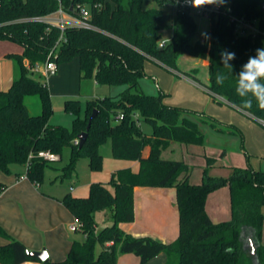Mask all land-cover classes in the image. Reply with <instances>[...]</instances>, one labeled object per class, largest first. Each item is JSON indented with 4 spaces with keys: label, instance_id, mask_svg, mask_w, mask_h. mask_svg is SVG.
I'll use <instances>...</instances> for the list:
<instances>
[{
    "label": "trees",
    "instance_id": "obj_1",
    "mask_svg": "<svg viewBox=\"0 0 264 264\" xmlns=\"http://www.w3.org/2000/svg\"><path fill=\"white\" fill-rule=\"evenodd\" d=\"M164 6L163 0H154ZM65 11L70 6L87 4L90 23L96 30L65 27L30 21L29 18L54 12L56 0H0V41L9 40L21 46L19 54L6 57L15 64L11 86L0 91V172L9 175L12 166H24L26 178L40 184L51 164L37 157L48 151L61 159L68 150V162L58 169V178L68 179L75 172L78 159L85 158L91 172L102 168L100 146L110 143L115 160L137 161L139 169L115 171L107 184L92 183L84 198L66 194L60 202L74 219L82 224L83 240H73L65 259L44 264H116L123 254H134L140 264L164 253V264H264V172L246 167H234L227 178L209 175L214 159L206 157L199 184L189 182V167L179 160H165L161 152L170 142L203 145L205 132L241 137L232 125H223L202 112L163 104L165 94L147 95L140 87L145 77L144 63L152 60L168 72L181 73L178 58L189 55L207 61L208 83L203 85L218 105L224 103L254 119L264 121V109L253 101L251 108L242 107L235 94L237 75L255 50L264 48V0H224L225 10L209 17L210 25L202 40L195 38L196 24L187 13H175L168 24H161V11L143 8L142 0H60ZM94 4H100L94 7ZM234 19L256 24L258 32L241 35ZM171 31L169 41L158 45L161 32ZM56 45L53 58L60 62L78 59L80 89L85 81L97 86L121 87L114 96L67 99L63 110L72 117L69 128L49 123L53 109L45 81L34 79L30 70L45 62ZM235 53L230 61L232 71L223 67L221 52ZM26 62V64L24 63ZM227 79L217 85L216 74ZM182 74V73H181ZM201 84L196 71L185 73ZM202 85V84H201ZM39 98L41 112L30 115L24 104L26 96ZM96 116L86 130L93 111ZM122 118L115 121V116ZM139 123L148 125L146 135ZM82 147L74 144L85 132ZM149 149L147 156L142 152ZM246 158L247 154L245 153ZM30 156V158H29ZM184 175L183 179L180 177ZM112 188V192L107 189ZM226 186L229 191L230 220L213 223L205 210L208 196ZM0 184V193L4 189ZM134 187L174 188L178 212V236L171 243L150 237H134L119 227L133 220L132 191ZM107 211L111 223L97 228L95 213ZM0 237L7 244L0 246V264H22L40 261L28 254V249L0 226ZM251 240V244L249 242ZM253 250V251H251Z\"/></svg>",
    "mask_w": 264,
    "mask_h": 264
},
{
    "label": "crops",
    "instance_id": "obj_2",
    "mask_svg": "<svg viewBox=\"0 0 264 264\" xmlns=\"http://www.w3.org/2000/svg\"><path fill=\"white\" fill-rule=\"evenodd\" d=\"M174 12L175 9L173 8V15ZM163 34H169V37H162ZM161 35V39L168 42L171 37V31L164 30L161 32ZM9 54L13 53H5L3 54V58L0 57V91L7 90L11 86L15 77V64L11 59L6 57ZM24 63L26 64V62ZM144 73L145 77L140 79V87L143 92L147 95H156L158 90L162 91L165 94L162 102L167 106L202 112L199 111L201 109H197V107L199 106L202 108V106L207 103V97L215 103L212 96L204 88L203 84H198L196 81L181 73L168 72L152 60H147L144 63ZM171 76H174L177 81L174 82ZM91 83L93 87L97 86L93 80ZM79 84L78 73L77 95L79 97H83L84 101L85 99L91 97L98 98L90 94L85 87L83 88L82 93V88L80 89ZM119 91L120 90L117 89L114 95H116ZM172 99L176 100L173 101ZM224 105L226 107L228 106L231 111L238 112L243 116L254 119L248 114L227 105V103L219 106L224 107ZM33 112V115L40 114L41 106H37ZM52 119L53 118L51 117L49 121L50 124L60 125L52 123ZM217 121L220 122L219 120ZM230 122L231 121H227L226 124L220 123L223 125H230ZM261 122L264 121L261 120ZM139 125L143 133L146 135L151 134V129L148 125L144 123H139ZM205 134L206 137L203 145H188L170 142L168 147L161 152V158L165 160H179L184 162L189 167V182L192 174L190 164H192L191 162L193 161V158L200 157V155L197 154L199 152L198 147L203 146L204 148H207L208 146H212L217 148L219 157H222L225 154L224 150L221 145L215 144L214 142H221L225 139L232 140L237 137L216 134L210 130H206ZM250 141L254 143L252 145H247V140L245 142V139L243 138V147L245 146V148L242 152L243 154H245V152L247 153V163L251 168L264 172V133L259 132L256 134V141H253L252 137L250 138ZM220 151L223 152L219 153ZM148 153L149 149L146 147L143 150L142 155L145 157ZM206 157L213 158L207 156L204 151L203 161ZM241 157L243 159H238L236 163L237 167H244L245 165L243 161L244 157ZM191 159L192 161L190 162ZM105 161V170L103 173L98 174V172L90 171L88 178H85L84 180L79 179L78 171L76 170L70 178L61 180L58 178V168L56 169L54 176L48 179V184L44 187H42V183L35 184L24 177V166H12V173L9 175L0 172V184L5 186L0 193V226L11 237L21 242L29 251L40 252L44 249L47 254V259L51 262L63 261L70 248L71 242L73 240L81 241L84 237L79 231H73L70 229V226L77 221L62 205L60 200L66 194H70L71 196L78 198L86 197L89 192V186L92 183L107 184L111 175L119 169L128 168L132 172H137L139 169V163L137 161L113 159L111 157V150L109 156L107 154ZM216 162L217 161L215 160L214 164L208 169L209 175H211V169L212 167H215ZM50 164L52 166L50 169H55L54 165L56 162ZM205 167L206 161L205 165L203 164L201 166V173ZM211 176L217 177V175L213 174ZM183 178L184 175L180 177V179ZM57 181H59L60 184L64 181H69L72 184L74 183L75 186L69 185L68 189L64 191L55 187ZM193 183H195V181L192 182V184ZM107 189L110 192L113 191L109 186H107ZM217 198L218 196L214 197L212 194H210L207 198L205 210L210 219L212 213L211 205L216 202ZM132 207L133 220L130 223H120L119 227L122 231L134 237L147 236L163 243H171L177 238L178 212L175 206L174 188L134 187L132 191ZM95 221L98 229L101 228L100 224H103V226L108 225L106 224L108 217L105 214L99 216L95 213ZM6 244L7 241L0 237V246H4ZM165 261V254L160 253L144 264H164ZM22 264L44 263L43 261H27ZM116 264L140 263L138 257L134 254H123L118 256Z\"/></svg>",
    "mask_w": 264,
    "mask_h": 264
},
{
    "label": "rangeland",
    "instance_id": "obj_3",
    "mask_svg": "<svg viewBox=\"0 0 264 264\" xmlns=\"http://www.w3.org/2000/svg\"><path fill=\"white\" fill-rule=\"evenodd\" d=\"M219 5L224 7L225 6L224 0L223 3ZM142 6L143 8H147V9L160 10L161 16L159 17L158 20L161 24H168L173 16L172 13L174 7L170 4H165L164 6H160L154 0H142ZM194 22L196 24L195 38L198 40H202L204 35L207 33L209 29V25H210L209 18L201 17V16L195 17ZM162 37L168 38L169 34H165V35L163 34ZM21 51H22L21 46L12 41L9 40L0 41L1 58H3V54L5 53L19 54L21 53ZM177 66L183 75H185V73H190L195 70L199 82L203 85H206L208 83L207 61L198 60L189 55H182L178 58ZM40 67H41L40 64L35 65L32 68L33 70H30V75L32 78L39 79L40 81H45L47 84L48 92L51 98V105L53 109L52 123L60 124L69 128L71 125V117L68 114H66L63 110L64 101L67 99H78L80 100L81 104L84 103V98L79 97L77 95L78 94V89H77L78 59L74 57L68 61L60 62L57 66L56 74L47 77L41 75L39 70ZM171 78L174 82L177 81L174 76H171ZM82 87L83 88L85 87V89L88 90L90 94L98 98H102L104 96H112L116 93L117 89L121 90V87H106V86L93 87L91 81H85ZM172 100L175 101L176 99H172ZM206 100L207 103H205L202 106V108L198 106L197 109H201L199 111H202V113H204L207 116L219 120L221 123L226 124L227 121H231L230 125H234V127H236L240 131L242 138L237 136L232 140L225 139L222 140L221 142L215 141L214 143L221 145L222 149L225 152L224 156L222 157H219L217 148H214L212 146H208L207 148H204L203 146L198 147L199 152L197 154L200 155V157L193 158V161L192 159L190 160V162L192 161L191 162L192 164H190V167L192 169L190 182L192 183L195 181V183L193 184H197V183L199 184L201 181L200 179L202 177L201 166L203 164L205 165V160L203 161L204 151L206 152L207 156L213 157L217 161L215 163V167L214 168L212 167L210 174L217 175V177L221 176L222 178H227L231 174L232 168L236 166L238 159L242 158L241 156L244 157L243 160L245 163L244 167H246L248 164L246 155L243 154L242 152L243 149L245 148V146L243 147V138L245 139V142L247 140V145L249 144L252 145L254 142H251L250 138L252 137V140L256 141V134H258L259 132L264 133V122H261V120L257 121L255 119H250L246 116L241 115L238 112L231 111L228 106L227 107L225 105L224 107L219 106L218 104L213 103L208 97ZM220 100L223 103H226L224 100L222 99ZM24 103L27 106L28 111L31 115H33L34 109L37 108V106H40L39 98L36 95L26 96ZM99 151L103 157L102 168L98 172V174H101L105 170L104 167H105V162H106L105 159L107 157V154L109 156L110 153L109 141L104 143L102 146H100ZM221 152L223 151H220L219 153ZM68 157H69L68 150L65 149L63 151L60 161H57L56 164L54 165L55 169L49 168L45 170L44 179L41 182L42 187L48 184L47 183L48 179L54 176L56 169L62 167L68 162ZM244 167H240V168H244ZM75 170L78 171L79 179L84 180L85 178H88L90 174V170L88 168L87 160L85 158L78 159V161L76 162ZM69 185H74V183L72 184L69 181H64L62 184H60V182L57 181L55 187L66 191ZM211 194L214 197L218 196L216 202L212 203L211 205V209H212L211 221L213 223H220L230 220L229 191L227 187L226 186L220 187L218 190L212 192ZM96 214H98L99 216L105 214L108 217V221L106 224L109 225L111 223L107 211L98 212ZM100 226L103 227V224H100ZM261 243L264 244V232H262Z\"/></svg>",
    "mask_w": 264,
    "mask_h": 264
},
{
    "label": "built area",
    "instance_id": "obj_4",
    "mask_svg": "<svg viewBox=\"0 0 264 264\" xmlns=\"http://www.w3.org/2000/svg\"><path fill=\"white\" fill-rule=\"evenodd\" d=\"M56 1L58 3V7L54 12H51L45 16L32 17L29 18L28 20L42 22L47 25H53L58 27L61 31L65 27H78V28L96 30V28L89 21L90 11H89V6L87 4L77 3L71 5L70 11L68 12L65 11V9L60 3V0H56ZM163 1H164V5L170 4L174 7L175 9L174 14L177 12H181V13L183 12V13H187L189 16L193 18L199 16L209 18L212 14H217L225 10V8L219 4L206 5L196 8L192 6L191 0H163ZM99 6L100 4H94V7L96 8ZM262 8H264V5H262ZM230 20L234 21L235 29L241 35H245L248 33L255 35L258 32V27L256 24L254 25L242 18L234 19L233 17H231ZM262 34H264V32H262ZM166 43H167L166 40H160L158 45L160 47H163ZM56 45L57 43L47 54L45 62L40 64L41 67L39 68V70L41 75L44 77L55 75L57 72V65L53 59L56 56ZM121 118L122 115L117 114L115 116V121H118ZM74 144H78V139L74 141ZM37 157L49 163H54L59 160L58 155L50 153L48 151L38 152ZM70 229L73 231H81L82 224L76 222L72 226H70Z\"/></svg>",
    "mask_w": 264,
    "mask_h": 264
},
{
    "label": "clouds",
    "instance_id": "obj_5",
    "mask_svg": "<svg viewBox=\"0 0 264 264\" xmlns=\"http://www.w3.org/2000/svg\"><path fill=\"white\" fill-rule=\"evenodd\" d=\"M223 0H191L193 7L199 8L206 5L222 4ZM235 59V53L224 50L221 52L223 67L232 71L230 61ZM235 94L241 98L242 107L251 108L253 101L260 109H264V48L255 50V55L250 56L241 71L236 76ZM227 76L224 73L216 74L217 85H223Z\"/></svg>",
    "mask_w": 264,
    "mask_h": 264
},
{
    "label": "water",
    "instance_id": "obj_6",
    "mask_svg": "<svg viewBox=\"0 0 264 264\" xmlns=\"http://www.w3.org/2000/svg\"><path fill=\"white\" fill-rule=\"evenodd\" d=\"M96 111L94 110L91 115L89 116L88 118V123H87V127H86V130L89 129L90 127V124H91V121L93 120V118L96 116ZM86 137H87V133L86 131L85 132H82L80 133L78 136H77V139H78V146L79 148L82 147V145L84 144L85 140H86ZM249 242L251 244V240L249 239ZM253 251V250H251ZM28 254L29 255H32V256H35L36 258H38L40 261H45L47 259V254L45 252V250H41L40 252H33V251H28Z\"/></svg>",
    "mask_w": 264,
    "mask_h": 264
}]
</instances>
